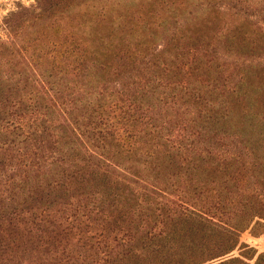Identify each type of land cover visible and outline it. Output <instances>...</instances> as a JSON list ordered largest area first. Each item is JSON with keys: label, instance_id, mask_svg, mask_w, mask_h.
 <instances>
[{"label": "trees", "instance_id": "obj_1", "mask_svg": "<svg viewBox=\"0 0 264 264\" xmlns=\"http://www.w3.org/2000/svg\"><path fill=\"white\" fill-rule=\"evenodd\" d=\"M243 1H18L3 16L7 252L77 235L84 264H264L227 254L264 225V27L249 19L264 0ZM63 15L69 45L39 63L24 33Z\"/></svg>", "mask_w": 264, "mask_h": 264}, {"label": "rangeland", "instance_id": "obj_2", "mask_svg": "<svg viewBox=\"0 0 264 264\" xmlns=\"http://www.w3.org/2000/svg\"><path fill=\"white\" fill-rule=\"evenodd\" d=\"M18 1L28 5L35 2V0H0V40H6L10 43L12 41V38L7 34V30L3 27L2 18L11 9L16 7ZM247 2L251 4V0H247ZM243 3L244 1L241 0L239 5H242ZM253 6L247 7L245 5L244 8H247L248 12H252L251 10L253 9ZM262 14L263 13L249 14V19L251 21L257 19L256 24L264 27V16ZM76 20L77 18L73 15H63L57 19L55 18L41 23H35L27 29L26 33H24L26 38L22 41L29 44L35 42V47L40 50V53L44 54V58H42V55L39 57V63L42 62L45 64L47 60L48 63L50 61L51 63L52 61L57 62L59 61L58 58L53 60L51 53L58 55L59 52L67 47L66 45H69V37L65 35V31L68 30V24H74ZM157 30L159 37L156 42H165L168 33L161 31L162 29L160 27ZM57 42H59V44H57ZM261 56H264V47L262 48ZM24 58L26 59L27 56ZM49 67L51 68V64H49ZM227 72L228 70L225 71V74ZM72 76V73L68 74V77ZM66 222L67 221H63L62 224L65 225ZM30 224L31 222L27 224L28 227H30ZM25 233L27 234V232ZM34 233H40V231L36 230L32 235ZM44 235L45 234L42 233L39 234L40 237H44ZM76 236L77 235L71 236L67 241H61L56 249L51 245L48 248L47 246L49 245V242L47 241H45L46 246L41 247L43 248L42 250H37L36 247L30 248L27 244L21 245L19 249L22 250V252H20V250L7 252L8 249L0 241V264H84L82 256L78 255V253L81 252L80 243L82 239L80 242L72 241L73 237L76 238ZM262 250H264V225L256 224L252 228H247L239 232L237 244L227 254L230 256H239L244 260L252 262Z\"/></svg>", "mask_w": 264, "mask_h": 264}]
</instances>
